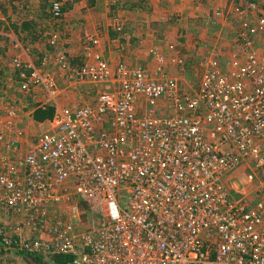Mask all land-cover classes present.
I'll return each instance as SVG.
<instances>
[{
  "label": "built area",
  "instance_id": "built-area-1",
  "mask_svg": "<svg viewBox=\"0 0 264 264\" xmlns=\"http://www.w3.org/2000/svg\"><path fill=\"white\" fill-rule=\"evenodd\" d=\"M61 9L54 3V18ZM233 14L237 50L206 53L196 91L161 57L149 73L113 66L91 47L81 67L56 55L69 89L96 91L56 104L31 141L14 129L0 151V264L11 253L73 264H264V3ZM12 42L22 51L14 66L32 71L23 92L43 89L40 106L55 104L54 77ZM175 62L183 73L187 64ZM6 141L0 134V148ZM233 177L244 186L232 187Z\"/></svg>",
  "mask_w": 264,
  "mask_h": 264
},
{
  "label": "rangeland",
  "instance_id": "rangeland-1",
  "mask_svg": "<svg viewBox=\"0 0 264 264\" xmlns=\"http://www.w3.org/2000/svg\"><path fill=\"white\" fill-rule=\"evenodd\" d=\"M96 1L99 4L97 6L95 14L84 15L81 12V11H86L87 8H91V6L93 5L95 6ZM136 1L141 2V0H95V2H93V0H82L81 2L77 3L75 2V0H65L64 5L68 4L73 6V8H71L70 11L66 12V17H67V13L69 12H71L72 15L66 18L71 20L70 24L67 25L69 26L68 33L73 34L74 27H77L75 28L74 32H78V33H79L78 29L80 28L83 31H84V27L89 28L88 26H85L84 23L81 24V19L85 20L87 18L88 20L86 19L85 21L89 22L91 26L90 28L93 31L90 32L89 29H87V35L89 37H94L98 39L99 44L97 45L96 49L98 48L99 52L97 53L104 57L105 52L104 51L100 52L101 38L93 34V33L104 32L99 27H106V28L110 27L111 29L117 30V28H119V26L122 25L124 31L123 34L126 33V35L131 37L132 34L138 28H140L138 31L141 32V36L145 35L146 38L142 39L141 45H143V47L139 46L138 48H142V51H145V48L148 49V56H147L148 61L145 60L143 62H138V63L134 62L130 64L128 62L125 61L124 62L126 64L128 63L129 66L132 67H135L136 65H139L140 67L144 66L148 69L149 73H153L158 69V67H160V64L157 61V57L158 59L161 57L164 64H166L165 69L168 75L177 76V77L179 76V78L183 83L184 88L191 91H196L201 81L202 71H203V68H201V66H203L202 62L206 53L212 51L211 49H216L218 51H221L223 55L226 56L228 49H231L232 51L235 49L237 50V47L234 44L233 39H231L233 38L232 29L235 30L238 26L236 22V18L234 17L233 14V11H235L236 6L245 4L247 2L249 3L254 2L260 4L264 3V0H220L219 6L217 8L212 9L213 7L216 6L217 3L216 0H206V5L197 3L200 9L199 12H196V14H189V13L185 14V11H187L188 9L187 3L189 2L190 4L188 11L190 12L191 11L190 8L193 6L192 4L193 0H179V2L178 0H156L157 4L155 6H153L151 0H145V2L142 3L143 4L142 6L146 7L147 5V7L151 9L150 10L151 13H147L149 12L148 9L147 11H144V13L142 14L141 11L143 10H138V8L133 10V8H131L133 2L135 3ZM174 1H176L175 3L176 9H174ZM76 7L79 8L76 9ZM153 7H155L157 10L154 11ZM209 10H211L210 13L207 16H204ZM124 11H126V14L124 13ZM220 11H222V13ZM219 13L222 14L221 17L219 16ZM105 15L106 16L111 15V18H107L108 19L107 23L104 19ZM213 15H215V17H213ZM155 16L166 17V21L169 22V28L167 29L166 27H163L162 24H160L161 26H159L157 21H154V20H158L157 17ZM216 16L218 17L216 18ZM1 18L3 21L4 20L7 21V18H5V16L2 15ZM168 18H170L171 20H167ZM172 19H173V23L171 24ZM97 21H99V25L95 23ZM71 22L74 23L71 24ZM110 28L106 29L105 32ZM151 29L154 30V33L158 36L164 35V39L161 41L160 44L156 42L157 44H153V45L149 44L151 47L150 46L147 47L146 43H149L150 39L148 37L149 34L146 32H149L148 30ZM13 33L15 32L13 31ZM13 33H11L10 36L16 37L15 35H13ZM60 45H58V51L62 53L65 52V50L63 49V45H62V49ZM83 48L87 49L88 47L84 46L83 44ZM96 49L94 48V50ZM13 51L14 50H12L11 53ZM17 54H22V51H20ZM32 57L35 63L39 62L38 58L33 54ZM55 57L56 56H54V60L52 62L42 64L43 68H41L42 70H44L45 73L52 75L54 77L57 86L60 87L61 89L62 93L55 99L54 105H56V103H58L59 101H60L59 103L60 106H65L68 104L75 103L76 101H74L75 100L74 94L72 96V93H75V91L68 88L67 80H65L64 78L65 76L62 70L58 69L55 63ZM179 59H182V61L187 64L183 73L180 72V70L178 69V65L175 62L178 61ZM108 60L111 61V59L109 58ZM121 62L122 61H119L118 63H113L111 61L113 65H118ZM3 77L6 79L5 75L2 74L0 76V82L3 83L2 88L6 87L7 85V82H5V79H3ZM8 85L9 86L7 88L9 89V91L1 92L0 94V134H2L4 138L7 140L5 142V146L2 145V147L0 148V151L2 152L8 151L7 142L11 140L9 139L11 138L10 136L14 137V129L15 130L20 129L22 132H24L25 136H26L25 129L27 130V125L28 127H30L31 133L33 130L31 128L32 119L28 111L31 108L32 109L34 108L33 102L29 103L27 101L22 100L19 94L18 96H16L15 95L16 92L15 90L13 91L14 88L10 86V82L8 83ZM82 86L85 85L79 86L78 90ZM11 88L12 90L10 91ZM65 88L71 90V92H65L66 90ZM33 99H35V103L36 102L40 103L42 100H44L45 102H49L47 101V97L43 89H37L33 93ZM51 103L53 104V102ZM80 103H82V101ZM13 112H15V115L12 116L11 113ZM33 131H35V129ZM41 132H42L41 128L37 129L36 131L38 135ZM36 133L34 135H36ZM33 137L35 136H32L31 139H33ZM241 181H242L241 177L239 178L233 177L231 178L229 183L232 187L239 188L244 186L242 185L243 182L240 183ZM240 189L243 190L244 188H240ZM59 213L61 214L60 209L58 210V214ZM83 218H88V215L85 214ZM1 222L2 221H0V223ZM7 262L9 264H15L14 260H11L10 258L9 261Z\"/></svg>",
  "mask_w": 264,
  "mask_h": 264
},
{
  "label": "crops",
  "instance_id": "crops-1",
  "mask_svg": "<svg viewBox=\"0 0 264 264\" xmlns=\"http://www.w3.org/2000/svg\"><path fill=\"white\" fill-rule=\"evenodd\" d=\"M2 1L5 2L7 0H2ZM8 1H11V0H8ZM13 1H14V3H16L17 6H16V9L10 8V12H9L10 17L7 16L9 18V19H7L8 20L7 22L12 21L11 23H13V22L17 23V25L19 26L18 29L20 31L19 32L16 31L15 34L17 33L16 35L18 37L17 36L16 37L10 36L11 33H12V31H11L12 29H10L9 32H5L4 31L5 27L0 26V76L2 74L6 76V79L3 77V79H5V82H8V75H9V73L7 72L8 71L7 67L12 68L14 66V61L16 59L15 56H16L17 53L16 52L15 53H11V51L13 49H8L6 47L8 44L5 43L4 37L9 38V40L11 42H12L13 39H15L17 41H19L18 39H21V38L24 39L25 36L22 33V31H21L23 29L21 27V25L24 22H31L32 25H36V26H38V28H40L42 30L47 29V30H51V32H55L57 30V28H60V30L62 28L63 29L62 33L67 34L69 32V31H66V30H69V26H67V25L66 26L65 25H60L58 27H55V26H53L51 24L50 20H48V18H47L48 9H45V8L42 9V6L44 4H46V3H44V0H13ZM63 1L65 2V0H63ZM219 1L220 0H216V2H217L216 6L213 7L212 9L217 8L219 6ZM151 2L153 3V6H155L157 4L156 0H151ZM178 2H179V0H178ZM175 3H176V1H174V9H176L175 8ZM197 3H201L203 5H206V0H193V2H192L193 6L190 8L191 9L190 12H188L189 11V5H190L189 2H188L187 3L188 4V9H187V11H185V14H188V13L189 14H196V12H199L200 9H199ZM98 4L99 3L96 1L95 6L93 5V6H91V8H87L86 11H81V12L84 15L85 14H92L93 15V14L96 13V9H97ZM77 8H79V7H76V9ZM148 9H149L148 7L146 9H143V11H141V13L143 14L144 11H147ZM150 10L151 9H149L148 10L149 12H147V13H151ZM153 10L156 11L157 9L155 7H153ZM211 10H209L204 16H207L210 13ZM124 13L126 14V11H124ZM92 15H91V17H92ZM69 16H72L71 12L67 13V18ZM155 17H157L158 20H154V21H157L159 26H161L160 24L163 23L164 24V25L162 24L163 27H166L167 29L169 28V22L166 21V17H161V16H155ZM107 18H111V15H108V16L105 15L104 19H105L106 23H107V20H108ZM85 20L81 19V24L84 23V25L88 26L89 28L84 27V31L80 28V29H78L79 30V33H78V32H74L75 28H77V27H74L72 38H70V33H68L67 36L69 35V37L67 38V40L65 42H62V44L60 45L61 49H62V45H63V49L65 50L67 55L73 60L74 59H79L80 56H81V53L83 51V42H81V39H80L81 36L84 35V34L87 35V29H89L90 32H93L92 29L90 28L91 26H90L89 22L88 21L86 22ZM167 20H171V19L168 18ZM68 21H71V20L68 19ZM172 21H173V19H172ZM95 23L97 25H99V21H97ZM171 24H172V22H171ZM99 28L102 29L104 32L93 33V34L96 35L97 37L101 38V40H100V42H101L100 43V52H103V51L105 52L104 53V55H105L104 57L106 59H108V58L111 59V61L113 63H118L119 61H125V62H128L129 64L130 63H134V62H137V63L138 62H143L145 60L148 61V58H147L148 49L145 48V51H142V48H138L139 46L143 47V45H141L142 44V39L146 38L145 35L141 36V32L138 31L140 28H138L132 34V37L126 35V33L123 34L124 31L122 32V34H119L118 32H115L114 29H111L110 27H107V28L106 27H99ZM108 28H110V29L107 30L108 31V33H107V31L105 32V30L108 29ZM78 30H76V31H78ZM80 31H82V32H80ZM148 31L149 32H146V33L149 34L148 37L150 39V42L146 43L147 47L150 46L149 44H152V45L153 44H157V43L160 44L161 41L164 39V35L158 36V35H156L154 33V30H152V29L148 30ZM62 33L60 35H65V34H62ZM15 34H13V35H15ZM149 39H147V40H149ZM22 43H24L23 44V51L25 53L26 58L27 59L29 58L30 60H32L34 62L33 57H32V53H30V51L33 49V47H36V46L39 47V45L38 44L34 45V44L31 43L32 46L27 48L28 47V42L27 43L22 42ZM10 45H11V43H10ZM8 47H9V45H8ZM27 49H30V50H27ZM96 51L99 52L98 48L96 49ZM113 58H114V60H113ZM50 60H51L50 62H52L54 60V57H52ZM113 66H115V65H113ZM135 67H140V66L136 65ZM8 86L9 85H7V87ZM7 87H6V91L5 92L8 91ZM65 87H66V85H65ZM1 89L3 90L4 87L1 88ZM94 91H96V88L94 86L85 85V86L80 87L79 90L77 89L75 91V93H72V96L74 94V98H75L74 101H76V102L72 103V104L65 105V106H71V105H74V104H79L81 101L85 102V100L87 101L88 99L91 98L89 95L92 94ZM65 92H71V90L66 89ZM42 101H43L44 104L46 103L44 100H42ZM42 101L40 103H42ZM31 102H33L34 107H35V105L40 104V103H37V102L35 103V99H33V98H32ZM34 110H35V108H33V109L31 108L30 110H28L31 119H33L32 115H33ZM29 125H30V123H29ZM44 126H45V123L40 124L39 122H36V121L32 120L31 121V128L33 130L35 129V131L32 130V133H31L30 127H28V125H27V130L25 129V133H26L25 142L31 141L32 136H37L38 135L36 133L37 129L41 128L42 132L45 131V127ZM35 133H36V135H34ZM29 135H32V136H29ZM33 138H35V137H33ZM64 210L67 212L68 209L65 208ZM85 210H86V208L84 209V211ZM81 218L83 219V215L81 216ZM84 220H87V218H84ZM9 258L11 260H14L15 264H31V263H27L25 258H24V256H22L20 253H11ZM31 262L34 264L33 261H31ZM46 262H52V260H47L46 259Z\"/></svg>",
  "mask_w": 264,
  "mask_h": 264
},
{
  "label": "trees",
  "instance_id": "trees-1",
  "mask_svg": "<svg viewBox=\"0 0 264 264\" xmlns=\"http://www.w3.org/2000/svg\"><path fill=\"white\" fill-rule=\"evenodd\" d=\"M82 0H75V2H81ZM93 2H95V0H93ZM139 1H136L135 3L133 2L131 8H133V10L137 9L138 10H143L147 8L145 6H142L143 2H145V0H141V2L137 3ZM44 4L42 6V9H48V13H47V18L48 20H50L51 24L55 27H58L60 25H69L70 21H68V19H66V12L70 11L71 8L73 7L72 5H68L65 4L64 5V1L63 0H44ZM54 3H61L62 4V9H61V17L60 18H54L52 15V8ZM67 5V6H66ZM16 3H14L13 0L11 1H2L0 0V11H1V15H5V18L9 19L7 16L10 17L9 12H10V8L12 9H16ZM222 13V11H220ZM222 14L219 13V16L221 17ZM213 17H215V15H213ZM218 16H216L217 18ZM46 18V17H45ZM8 21V20H7ZM6 20H0V26L5 27L4 31L5 32H9L10 29H12L14 32H19L20 30L18 29V25L17 23L12 21L7 22ZM74 22H71V24ZM173 23V21H172ZM163 24V23H162ZM164 25V24H163ZM21 27L23 28L21 31L24 34L25 38H21L18 39L21 48H23V44L22 42L27 43L28 42V47L29 48L32 44H38L39 47H33V49L30 51V53H32L34 56H36L38 58V63L35 61L32 62V64L38 68H43L42 64H46L49 63L52 57L56 56L57 54L61 53L58 51V45L62 44V42H65L67 40V38L69 37V35L67 36V34L65 35H60L63 31V29L61 28H57V30L55 32H51V30H47V29H40L38 28V26L36 25H32L31 22H24L22 23ZM119 27L123 26L120 25ZM12 31V33H13ZM69 31V30H66ZM115 32H118L117 30L114 29ZM120 34H122V32H118ZM15 34V33H13ZM17 34V33H16ZM15 34V36H17ZM59 34L60 35V43L56 46V44L52 45V41L54 40V35ZM57 36V35H56ZM72 33L70 34V38H72ZM18 37V36H17ZM89 36L88 35H82L81 36V42H83L84 46L86 47H91L93 50L94 48L96 49V47L92 46V43L89 41ZM5 39V43L9 45L6 46L8 49H13L14 52H18L19 47H16V43H13L9 40V38L4 37ZM23 40V41H22ZM11 43V45H10ZM18 43V44H19ZM6 48V49H7ZM7 49V50H8ZM30 50V49H27ZM95 52H97L96 50H94ZM13 53V52H12ZM66 53V52H63ZM88 51L87 49L83 48V51L81 53V56L79 59H70V65L71 66H75V67H81L84 63H86L87 61H89V58L87 57L88 55ZM67 54V53H66ZM68 56V55H67ZM15 57H18V55H16ZM73 58V57H72ZM28 62H22V64L20 66H13L12 68L7 67L8 69V83L10 82V86H12L16 92V96H18V94L21 96L22 100L27 101V102H31L32 98H33V93L26 95L23 92L22 86L24 84V81L30 77L32 71L31 69H28ZM25 77V78H24ZM3 83L0 82V89L2 88ZM6 85V87H7ZM6 87H4L3 90H0V94L1 92H5L6 91ZM12 90V88L10 89V91ZM9 91V89H8ZM60 101L56 104L59 105ZM41 104V103H40ZM40 104L35 105V110L33 112L32 118L34 121L39 122L40 124L46 123L48 120H51L54 116L55 113V105L54 104H46L43 106H40ZM43 104V102H42ZM82 208H84V204L81 203ZM2 245V238L0 237V246ZM22 256H24L25 260L27 263H31L33 264L31 261L34 262V264H73V259L71 257H67V256H61V257H55L53 258L52 262H46V259L40 255H32V254H28V253H20Z\"/></svg>",
  "mask_w": 264,
  "mask_h": 264
}]
</instances>
